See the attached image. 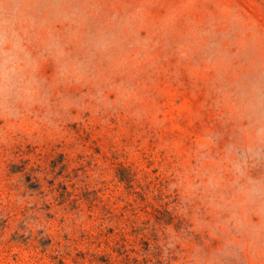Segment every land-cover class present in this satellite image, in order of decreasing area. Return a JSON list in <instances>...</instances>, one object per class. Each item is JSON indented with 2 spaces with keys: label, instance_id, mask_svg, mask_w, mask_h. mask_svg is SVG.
<instances>
[{
  "label": "rangeland",
  "instance_id": "rangeland-1",
  "mask_svg": "<svg viewBox=\"0 0 264 264\" xmlns=\"http://www.w3.org/2000/svg\"><path fill=\"white\" fill-rule=\"evenodd\" d=\"M0 264H264V0H0Z\"/></svg>",
  "mask_w": 264,
  "mask_h": 264
},
{
  "label": "trees",
  "instance_id": "trees-1",
  "mask_svg": "<svg viewBox=\"0 0 264 264\" xmlns=\"http://www.w3.org/2000/svg\"><path fill=\"white\" fill-rule=\"evenodd\" d=\"M14 171H19V170H14Z\"/></svg>",
  "mask_w": 264,
  "mask_h": 264
}]
</instances>
